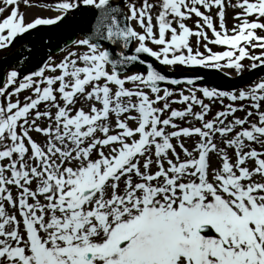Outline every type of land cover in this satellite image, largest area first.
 Wrapping results in <instances>:
<instances>
[{
  "label": "snow or ice",
  "instance_id": "snow-or-ice-1",
  "mask_svg": "<svg viewBox=\"0 0 264 264\" xmlns=\"http://www.w3.org/2000/svg\"><path fill=\"white\" fill-rule=\"evenodd\" d=\"M2 4L0 49L73 12L91 13L93 22L90 34L75 42L82 53L44 63L22 81L18 71H8L0 86L6 101L0 103V264H264V152L245 143L264 148V79L246 91H219L196 87L202 76L170 78L142 58L173 71L227 67L239 74L246 59L251 69L264 66V35L257 31L264 33V0H122L123 7L112 0H57L38 6L59 15L28 23L19 0ZM25 6H32L29 0ZM229 7L239 9L231 30L225 24ZM201 8L218 9L219 30ZM193 15L200 18L196 30L185 23ZM102 41L123 49L135 42L134 54L121 51L114 59ZM135 63L145 71L118 70ZM161 82L189 85L188 94L181 90L179 100L171 99L177 93ZM24 90L32 95L13 102ZM197 92L213 102L250 100L255 112L228 121L245 111L229 103L206 119L211 105ZM189 116L200 126L175 122ZM253 116L258 124L250 122ZM42 118L50 123L41 126ZM192 137L199 139L189 151L184 140ZM210 154L219 168H212Z\"/></svg>",
  "mask_w": 264,
  "mask_h": 264
},
{
  "label": "rangeland",
  "instance_id": "rangeland-1",
  "mask_svg": "<svg viewBox=\"0 0 264 264\" xmlns=\"http://www.w3.org/2000/svg\"><path fill=\"white\" fill-rule=\"evenodd\" d=\"M117 2H120L122 4V0H115ZM57 0H29V3L32 5L31 7H26L25 6V0H19V10L21 13L24 14V17H25V23H28V22H31L33 21L35 18L37 17H42V18H54L56 15H59V13L55 10H52V9H49V8H44V7H40L38 5H44V4H53V3H56ZM129 2H135L137 4L140 3V0H129ZM233 3H235V0H232ZM0 6H3L2 4V0H0ZM123 6V5H122ZM126 10V9H125ZM201 11L202 12H205V14L207 15H211L212 19H213V23H214V26L217 28V30H219V20H218V17H217V11L218 9L216 8H213L211 10V12H207L205 9L201 8ZM239 11V9H232V8H226V15H225V24H226V27L231 30L233 25L238 23V21L234 20L233 17L235 16V14ZM77 12H73V14H70L66 19H69L70 17H73L76 15ZM8 12H5L4 15H7ZM155 15V13H154ZM2 18V17H0ZM200 19V18H197L195 17L194 15L192 16L191 19H188L185 21L186 25L189 26L190 28H192L193 30H196L195 29V25H196V22L197 20ZM201 23H203V21L201 20L200 21ZM132 27L136 28L137 31H140L139 27L137 26V23L136 21H130ZM154 23H155V20H154ZM175 26V25H174ZM48 26H45V27H41L39 26L37 29H34V30H31L29 33H26L22 36H19L17 37V39L15 41H13V43L11 45H9L6 49H0V57L5 55L6 53L10 52V51H13L14 49H16L19 45H22L23 42L27 41V40H31L33 39L34 37H36L38 34H41L43 32H45V30H47ZM208 36L210 38H212V32L211 30L205 28L204 29ZM259 34L261 35H264V33H260L259 30H257ZM78 39H81V37L79 36ZM77 39V40H78ZM76 40V41H77ZM195 41H196V37H191L190 38V42L193 44V46L195 47ZM105 48V46H103ZM209 47L212 48V50L215 52V51H223L225 50L224 47L222 46H216V45H209ZM85 49L82 48V47H78L76 45V43H73L72 45H70L69 47L65 48L64 50H62L61 52H59L58 54H55L53 56H50L48 58V60H46L45 63H51V64H55V63H59L64 57H66L69 52H80L82 53ZM201 52L204 51V48L203 47H200L199 49ZM255 54H259V51L255 50L254 51ZM244 65H245V70L242 72V73H239L234 70V69H229L227 67H224V68H221V69H214V68H186V67H183V66H178L180 67V69L182 71H187V70H191L193 72H203V71H208V70H221V72H225V73H228V74H231V75H243V74H246L248 72H250L252 69L250 68V64L252 63L251 61L249 60H244L242 62ZM43 65L41 64V61H38V60H35V61H29L28 63H26V65L24 67H8L7 69V72L8 71H12V70H16L20 73V76H19V80L22 81L23 77L25 75H29L31 74L32 72L36 71L39 67H42ZM165 70H171L169 68H166V67H163ZM172 71V70H171ZM136 72H144V70L142 69H135L133 72L131 73H136ZM56 75L59 74V72L55 73ZM46 75H53V73H50V72H46ZM213 77H216V74L213 73L211 74ZM264 79V74H259L256 79L251 82V83H246L244 85H241L239 87H235V88H231V89H226L224 88L223 86H220V85H217V86H213L209 83H206V84H196V87H208L210 89H217L219 91H226V92H239L241 90H248L250 87L254 86L255 83L259 82L260 80ZM17 85H13L11 86L8 91H12ZM128 87H131V85H126ZM190 86H187V85H184L178 89H173L169 86H162L161 88H169L170 90H172L174 93H177V95H174L171 99H174V100H179L180 97L178 95V93L183 90L184 91V94L187 95L188 94V91L187 89L189 88ZM162 94V93H161ZM29 95H32V92L30 90H24L22 91L21 93H19L18 96H13L12 97V101L15 102L16 99H19L21 102H23L25 100V97L29 96ZM197 96L204 99L205 100V103H209L211 105V112L209 113V115L206 117V119H211L218 111H221V110H225L226 108V105L229 104V102L227 101L228 99L227 98H224L223 99V103H220L219 101H209L207 100V98H204L202 96V93L200 92H197ZM240 101H237V103H239ZM0 103H6L4 97H0ZM235 104L233 105L234 107H237L239 108L241 105H244L245 106V111H237L234 115L232 116H229L228 117V121H231L235 118H245L246 116V112L247 111H253L255 112V109H252L250 107L252 101L248 100V101H243L241 104ZM81 105L80 104H77V108H79ZM99 106V105H97ZM45 105H41V110H45ZM185 107V105L183 104H180V103H174L172 104V108H175V109H178V110H183ZM53 113L56 111L55 108H51L50 109ZM85 110L87 111L88 108L87 106H85ZM199 106H195L194 107V111H199ZM134 115V113H133ZM250 122H256L257 124L259 123L258 121V117L256 116H253V117H250L249 118ZM226 121V123L228 122ZM175 122L177 124H179L180 126L182 127H192V126H200V122L199 121H196L193 117L189 116V117H186L184 121H181L179 119L175 120ZM39 123L41 124V126H44L45 124L47 123H50L49 121H47L46 119L42 118L41 121H39ZM113 123H114V118H113ZM131 126L135 127V123L134 122H130ZM245 127H249V125H245ZM239 127H237V131H239ZM167 131H171V129H167ZM33 137V139L37 140L38 142L40 143H44L45 141V138L41 135V134H37L35 132H31L30 133ZM199 138L198 137H192V138H188L186 140H184V144H185V147L188 148L189 151H192L193 148L195 147V144L197 142ZM173 144L176 143V140L174 139L173 141ZM246 144H250L251 147H254L257 151H261V152H264V148H261V146L259 144H256V143H252V142H245ZM221 147H223V145H220ZM246 151L249 150V149H245ZM228 155L230 157V159L234 160L235 159V151L234 149H231L229 148L228 150ZM177 152H181V150L179 148H177ZM181 158L183 159V153L181 152ZM210 160H211V166L212 168H219L221 166V162L219 160V158L214 155V154H210ZM29 163H31V161H29ZM247 163V166L252 169L254 167V164L253 162L249 161V162H246ZM167 167V165H165ZM157 170L156 166L153 165L152 168H151V171L152 172H155ZM134 179V182L137 178H133ZM256 179H260L258 176L256 177ZM34 186V183L31 187ZM121 188H123V183H121ZM11 190H12V194H13V197H17L18 196V189L15 187V186H12L11 187ZM41 201L43 202V198L41 197ZM30 203L32 201H29ZM5 209L7 212H9V214H15L17 215V218L19 219V213L16 212L14 209L12 211H9V204H7V202H5Z\"/></svg>",
  "mask_w": 264,
  "mask_h": 264
},
{
  "label": "water",
  "instance_id": "water-1",
  "mask_svg": "<svg viewBox=\"0 0 264 264\" xmlns=\"http://www.w3.org/2000/svg\"><path fill=\"white\" fill-rule=\"evenodd\" d=\"M121 19H123V17H121ZM92 17H91V13H88L87 16L85 17L84 19V25L82 26H77L71 33H69L62 41H60L56 46L54 47H50V48H47V47H42L40 49H37L36 51L34 52H31V53H27V54H22V56H28V55H31L33 53H44V54H48L50 52H53V51H58L59 49H61V47H63L64 45L70 43L71 41L74 40V37L76 36V34L78 32L82 33V34H85V35H88L90 34L89 33V27H90V23H92ZM102 42H106L109 46V50L112 51L113 53V58L114 59H120V56H119V53L121 51L125 52L126 54L128 55H131V54H134V52L131 51V45L129 46L128 49H123L122 48V45H113V44H110L109 42L107 41H102ZM15 56H21V54H18V55H15ZM14 56V57H15ZM13 57V58H14ZM143 59H145L146 63L147 62H151L155 65V63L151 60L152 58L150 57H147V56H143L142 57ZM9 59H5L3 60L1 63H0V84L2 83L3 81V70L7 64ZM133 66H140V67H145V65H139L138 63H135V64H130L128 65L127 67H118V70L119 71H128L130 70ZM262 70V72H264V67L260 68ZM258 73V70L254 71L249 77H245V78H240L238 80H229V79H224V78H221L219 77L218 79H214V80H210L212 83H222V84H225L226 86H234V85H238L240 83H242L243 81H245L246 79L247 80H251L255 77V75ZM170 77V76H169ZM185 77H191L189 75H185L183 77H176L177 79H184ZM172 78V77H170ZM204 82H207L208 79L206 78H203Z\"/></svg>",
  "mask_w": 264,
  "mask_h": 264
},
{
  "label": "bare ground",
  "instance_id": "bare-ground-1",
  "mask_svg": "<svg viewBox=\"0 0 264 264\" xmlns=\"http://www.w3.org/2000/svg\"><path fill=\"white\" fill-rule=\"evenodd\" d=\"M34 43H35V42H34ZM30 46H31V42H28V43H26V45H24L22 48L28 49ZM21 63H22V61L15 62V65H19V64H21ZM36 187H37V185L34 183V186H33L32 188L35 189ZM29 201H31V200H29ZM8 210H9V211H10V210L12 211L13 208L10 206Z\"/></svg>",
  "mask_w": 264,
  "mask_h": 264
}]
</instances>
